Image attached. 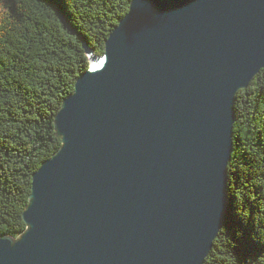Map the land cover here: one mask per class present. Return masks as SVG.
Segmentation results:
<instances>
[{
  "label": "water",
  "instance_id": "95a60500",
  "mask_svg": "<svg viewBox=\"0 0 264 264\" xmlns=\"http://www.w3.org/2000/svg\"><path fill=\"white\" fill-rule=\"evenodd\" d=\"M53 125L0 264H203L228 216L235 95L264 0H130Z\"/></svg>",
  "mask_w": 264,
  "mask_h": 264
},
{
  "label": "trees",
  "instance_id": "16d2710c",
  "mask_svg": "<svg viewBox=\"0 0 264 264\" xmlns=\"http://www.w3.org/2000/svg\"><path fill=\"white\" fill-rule=\"evenodd\" d=\"M130 0H0V236L26 225L33 172L60 146L62 100ZM228 216L203 264H264V68L234 100Z\"/></svg>",
  "mask_w": 264,
  "mask_h": 264
},
{
  "label": "bare ground",
  "instance_id": "6f19581e",
  "mask_svg": "<svg viewBox=\"0 0 264 264\" xmlns=\"http://www.w3.org/2000/svg\"><path fill=\"white\" fill-rule=\"evenodd\" d=\"M99 58L98 57H95V56H92V55H90L89 56V62L92 64V65H96L97 64V62L99 63Z\"/></svg>",
  "mask_w": 264,
  "mask_h": 264
}]
</instances>
